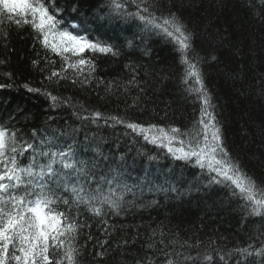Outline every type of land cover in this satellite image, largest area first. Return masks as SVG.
<instances>
[{
	"label": "trees",
	"instance_id": "trees-1",
	"mask_svg": "<svg viewBox=\"0 0 264 264\" xmlns=\"http://www.w3.org/2000/svg\"><path fill=\"white\" fill-rule=\"evenodd\" d=\"M55 3L63 9L65 21L80 25V34L111 45L120 54L86 53L95 71L82 84L72 83L76 77L71 69L68 79L50 82L45 77L60 70L63 60L34 41L28 26H8L6 47L0 33V60L5 61L0 64V83L11 87L0 88V126L19 130L18 135L30 142L36 129L56 148L72 144L78 159L95 160L98 174L110 177V169L118 170L119 179L130 187L118 215L107 207L101 216L82 206L71 210L86 225L74 241L77 264H166L169 259L192 264L178 253L193 257L208 253L213 259L207 264H260V257L245 258L234 250L264 246V217L248 216L244 202L229 188L209 185L208 174L193 166L194 161L181 165L165 148L122 125L108 126L103 119L82 121L74 114H86L82 105L105 117L119 115L165 129L190 128L201 103L186 90L192 82H183L184 66L175 49L147 34L138 19L110 13L109 0ZM159 4L157 15L174 11L194 33L203 83L225 145L248 174L264 182V0H159ZM129 10L135 8L129 5ZM45 57L55 63H46ZM34 60L39 61L35 66ZM25 83L67 103L54 108L42 93L28 92ZM153 156L156 159L150 160ZM19 162L26 165L29 159ZM59 210L66 208L61 204Z\"/></svg>",
	"mask_w": 264,
	"mask_h": 264
},
{
	"label": "snow or ice",
	"instance_id": "snow-or-ice-1",
	"mask_svg": "<svg viewBox=\"0 0 264 264\" xmlns=\"http://www.w3.org/2000/svg\"><path fill=\"white\" fill-rule=\"evenodd\" d=\"M129 5L135 11H130ZM108 7L110 13L138 19L145 30L170 39L178 53L179 63L184 66L183 82H192L186 90L195 94L201 103L200 115L188 129H165L119 115L105 117L100 111L89 113L82 105L81 109L86 114H74L82 121L96 123L103 119L108 126L122 125L132 133L142 135L146 142L165 148L173 159L194 161L193 166L208 174L209 185L229 188L233 196L244 202L248 216L264 217V182H258L248 174L225 145L215 106L203 83L199 67L202 58L193 46L194 33L174 11H169L167 15L161 11L157 15L159 0H109ZM72 11L75 12L76 7ZM62 12L55 0H0V33L6 47L8 32L5 29L8 26L14 25L17 29L28 26L34 34V41L64 62L60 70H52L45 79L59 83L69 78L67 73L71 69L76 77L72 83L82 84L95 71V63L85 56L86 53L112 56L120 53L111 45L80 34V25L65 21ZM45 61L55 63L47 57ZM4 63L0 60V64ZM32 63L35 66L39 61ZM7 75L11 77L12 74L9 72ZM80 76L84 77L83 81ZM22 86L30 93H42L48 97L54 108L60 103H67L47 90L42 92V89L31 87L28 83ZM5 87L11 85L0 83V88ZM109 121L112 124H108ZM18 132L0 126V264H77L79 251L74 241L79 229L86 225L80 224L71 215V210L82 206L92 215L101 216L107 207L118 215L125 193L131 189L119 179L118 170L110 169L113 173L110 177L98 174L95 160L78 159L72 144L56 148L51 139L42 138L36 129L32 130L31 142ZM24 158L29 159L26 165L19 162ZM149 159L155 160L156 157ZM61 204L65 206V211L59 210ZM234 251L245 258L260 257V264H264V246L255 248L249 244ZM177 255L192 264H197V261L207 264L213 259L208 253L202 256L197 253L195 257L183 253ZM219 258L223 260L224 256ZM166 264L175 262L169 259Z\"/></svg>",
	"mask_w": 264,
	"mask_h": 264
},
{
	"label": "bare ground",
	"instance_id": "bare-ground-1",
	"mask_svg": "<svg viewBox=\"0 0 264 264\" xmlns=\"http://www.w3.org/2000/svg\"><path fill=\"white\" fill-rule=\"evenodd\" d=\"M121 18H123V17H121ZM124 19V18H123ZM122 19V20H123ZM142 26H144L143 25V23L142 22H139ZM123 28H125L126 30H127V28H126V26H124ZM124 33V32H123ZM122 33V34H123ZM147 34H149V35H152V36H154V39H158V40H160V41H163V42H166L167 44H169L171 47H173V49H175V46H174V44L172 43V42H170V39L169 38H167V37H165L163 34H157L155 31H147L146 32ZM176 51V50H175ZM180 164L181 165H185V166H187V164H188V162H185V161H182V162H180ZM189 165V164H188ZM127 197V196H126Z\"/></svg>",
	"mask_w": 264,
	"mask_h": 264
}]
</instances>
